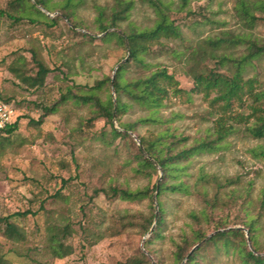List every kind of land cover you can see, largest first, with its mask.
Listing matches in <instances>:
<instances>
[{"label":"rangeland","instance_id":"rangeland-1","mask_svg":"<svg viewBox=\"0 0 264 264\" xmlns=\"http://www.w3.org/2000/svg\"><path fill=\"white\" fill-rule=\"evenodd\" d=\"M116 1L75 0L67 7V0H46L52 13L37 7L50 18L58 17L52 25L41 17L29 15L25 7L12 8L9 6L12 0H0V11L5 12L0 16V91L5 100L14 102L19 117V128L11 143L0 147V217L28 209L37 211L43 199L60 189L61 178L72 180L62 191L66 200L48 201L46 212L37 218L18 219L28 234L27 241L16 243L6 239L0 227L2 253L11 264H113L143 251L150 255L151 264H173L174 242L196 228L191 214L203 209L197 196L165 193L161 197L167 220L165 238L145 248L150 234H144L139 226L142 218L151 214V202L108 199L103 194L94 196V192L109 185L135 190L156 182V178L149 180L133 171L137 166L135 157L144 149L138 136L148 140L171 127L180 138L187 139L185 145L190 147L215 137V126L222 116L233 132L217 151L195 156L188 171L191 177L186 179L193 185L201 173H207L216 175L225 186L220 195L224 203L215 212V222L203 225L209 236L217 232L216 227L226 226V229L241 228L249 238L245 224L255 220L256 246L264 253V206L261 204L264 139H255L248 131L256 122L248 94L240 101L234 100L227 114L223 111L224 102H213L217 92L209 96L198 92L170 93L165 106L157 113L123 96V102L129 106L119 121L135 124L134 131L128 132L126 138H114L111 126L104 118L97 117L92 104L77 102V96L88 95L98 82L113 78L119 65L128 59L126 50L116 41L101 40L104 34H100V24L110 22ZM123 1L132 2L133 7L118 22V28L108 32L143 31L156 25L158 15L146 0ZM162 1L182 38L161 39V45L153 46L146 56L148 69L131 65L125 73L126 81L165 68L175 76L180 88L190 91L195 87L190 75L192 66L224 75H231L234 70L232 63L222 66L208 56L193 57L202 48L211 52L213 48L207 46L206 40L233 37L234 44L214 49L216 55L225 54L233 59L248 54L249 41L264 44V0H246L252 5L254 16L259 18L254 24L236 11L238 0ZM33 53L51 69L41 90L27 88L12 71L15 68L20 74L34 76L38 68L32 60ZM253 78L255 91H264V55L246 67L245 80ZM68 93L70 98L58 105L55 114L45 117L40 126L32 123L43 116V107H52ZM97 93L102 101H107L110 94L116 100L114 91L109 92L107 86ZM150 117H157L163 123L140 122ZM117 120H113L114 128L124 132ZM208 190L211 196L215 192L212 186ZM153 206L157 212L158 200L154 196ZM49 222L71 223L73 233L67 244L73 246V255L56 259L48 252L44 234ZM130 222L134 227H122ZM84 228L100 234L102 240L92 243V247H84L87 245ZM212 264L242 263L234 253L218 252Z\"/></svg>","mask_w":264,"mask_h":264},{"label":"trees","instance_id":"trees-1","mask_svg":"<svg viewBox=\"0 0 264 264\" xmlns=\"http://www.w3.org/2000/svg\"><path fill=\"white\" fill-rule=\"evenodd\" d=\"M12 0L9 3L14 9L27 8L29 15H36L45 19L52 25H55L58 17L50 18L48 15L38 9L41 6L49 13H52L46 0ZM75 0H67V7L74 4ZM155 9L158 15L156 25L149 30H131L128 32L111 31L112 28H118V22L122 21L133 7L132 2L117 0L116 6L112 10L111 20L109 23L101 22L99 30L100 34H104L101 40L103 42L116 41L121 45L128 54V59L116 70L114 77H107L97 83V85L90 90V94L77 96V102L92 104L96 108L97 117H102L111 126V132L114 138L129 137L128 132H133L135 124H125L119 121V117L126 113L128 104L124 103L123 96L132 100L138 106L157 113L165 106V101L169 98L170 93L175 95L198 92L209 96L211 92H217L218 96L213 102H224L223 111L227 114L229 107L234 100H242L244 94H248L252 100V114L256 118L253 126L248 128L249 133L255 139H264V91L256 92L254 89L255 79L245 80L246 67L256 59L264 55V44L260 45L256 42H248V54L233 59L228 55H216L214 49H218L225 44H234L233 37H224L217 40H206L208 47L213 48L211 52L207 48H202L193 54L194 58L210 57L217 59L220 65L227 63L233 64V72L231 75H224L210 70L208 73L198 70L197 66H192L190 75L192 76L195 87L190 91H185L179 86L173 74H169L167 69L159 68L152 71L149 75L139 77L133 81L125 80V73L131 65L148 69L146 56L151 52V48L155 45H161V39H181L182 35L179 27L170 20L168 16V7L162 0H146ZM186 3L188 0H182ZM241 17L245 18L250 24H254L259 18L252 13V5L246 0H238V7L236 10ZM5 15L4 11H0V16ZM65 17L71 21L68 14ZM103 15V12L101 13ZM90 40H95L94 37L88 36ZM198 58V59H199ZM32 60L37 66L38 70L34 76L24 75L12 70L15 76L24 83L27 88L34 90H41L46 85V78L51 73V69L44 63L37 60L36 55L32 54ZM107 86L109 92L114 91L116 100L114 102L111 94L107 101H102L97 91L102 90ZM246 91V92H245ZM2 96V91H0ZM63 95L60 102L52 107H43L44 114L40 120L35 123L37 126L43 124L44 118L50 114H55L58 110V105L66 102L70 96ZM15 110V104L11 100H5ZM114 117L120 122V127L124 132H119L114 128ZM225 118L222 116L215 126V137L197 142L195 145L187 147L185 145L187 139L180 138L171 127H168L159 135L151 139L137 137L145 152L154 159L163 172L160 185L157 189V183L160 179L157 166L146 157L142 151L136 155L137 166L133 169L136 175L143 176L149 180L156 178V182L152 186H145L132 190L121 186L109 185L108 188H99L95 190L94 196L103 194L108 199L118 198L126 202H141L149 200L151 202V214L148 217L142 218L139 227L142 228L144 234H149L156 220V225L150 234V239L145 242V248L157 240L165 238L164 232L167 224L166 210L161 202V197L165 193L172 195H186L197 196L201 202L203 209L199 213H192L191 219L196 228H192L190 234H183L179 242H174L173 264H212L214 254L234 253L238 255L242 264H264V253L257 248V227L256 221L246 223V228L249 231V239L246 238L242 229L224 227H216L217 232L210 236L205 232L203 225L210 226L215 222L214 215L223 205V200L220 197L221 191L225 187L216 175L201 173L195 183L192 185L186 178H190L189 174L190 164L195 156L212 153L220 149L221 143L225 141L226 137L233 132V128L226 125ZM141 123L160 125L163 123L157 117H150L142 119ZM19 128V117L6 130L0 133V147L11 143V137ZM70 179L61 178L59 183V190L54 194L48 196L41 201L40 207L37 211L28 209L26 211H18L7 216L0 217V227H3V236L13 242L22 243L27 241L28 234L23 226L20 225L18 219H25L29 216L37 218L42 213L46 212L45 204L50 200H66L62 194L63 189L67 188L71 183ZM212 186L215 190L211 196L208 188ZM157 193L158 211H155L153 206V196ZM264 206V198L261 200ZM124 219H127L124 218ZM134 227L133 223L123 224V228ZM46 248L48 252L56 259H64L74 254L73 246L67 244L68 239L72 236L73 229L71 223L66 224L48 223L45 228ZM40 234V233H39ZM84 239L87 245L84 247H92V243L102 240V236L98 233H93L91 230L84 228ZM94 239L93 242L91 240ZM251 244V245H250ZM1 248V246H0ZM213 251V254H212ZM150 254V253H149ZM0 264H11L6 258L5 254L0 249ZM113 264H151L150 255L143 251H139L125 261H117Z\"/></svg>","mask_w":264,"mask_h":264},{"label":"built area","instance_id":"built-area-1","mask_svg":"<svg viewBox=\"0 0 264 264\" xmlns=\"http://www.w3.org/2000/svg\"><path fill=\"white\" fill-rule=\"evenodd\" d=\"M17 117V111L0 95V133L12 125Z\"/></svg>","mask_w":264,"mask_h":264},{"label":"water","instance_id":"water-1","mask_svg":"<svg viewBox=\"0 0 264 264\" xmlns=\"http://www.w3.org/2000/svg\"><path fill=\"white\" fill-rule=\"evenodd\" d=\"M42 11H44L45 12V10L42 8V7H39ZM114 121H115V117H114ZM140 145V144H139ZM140 147L142 148V146L140 145ZM142 151H143V153L157 166V168H158V170H159V172H160V179H159V181H158V183H157V189H158V187H159V185H160V180L162 179V176H163V172H162V170H161V168L158 166V163L154 160V159H152L150 156H148L147 155V153L145 152V150L142 148ZM157 193H158V191H156V193H155V195H154V200H156V198H157ZM156 220H157V217L155 218V223H154V225H153V228H154V226L156 225ZM153 228L151 229V231H150V233L149 234H151L152 233V231H153ZM239 229H241V228H239ZM247 238H248V236H247ZM249 239V238H248Z\"/></svg>","mask_w":264,"mask_h":264}]
</instances>
